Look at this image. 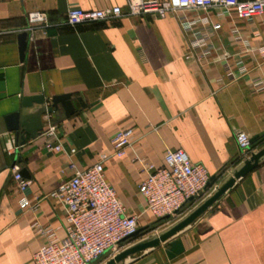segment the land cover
Listing matches in <instances>:
<instances>
[{
  "label": "crops",
  "instance_id": "crops-1",
  "mask_svg": "<svg viewBox=\"0 0 264 264\" xmlns=\"http://www.w3.org/2000/svg\"><path fill=\"white\" fill-rule=\"evenodd\" d=\"M113 6L125 10L126 0H0V264H33V254L46 241L38 229L64 236L62 207L47 195L71 176L70 162L85 169L101 155L110 156L104 163L106 180L142 227L153 219L138 192L144 179L138 160L160 167L167 149L183 150L214 178L211 190L239 163L237 132L255 139L254 151L264 145V90L254 92L251 85L253 79L264 80L259 53L264 13L246 23L232 14L219 18L215 10L186 12L222 26L215 52L198 64L185 58L186 39L171 15L74 27L63 23L70 9ZM33 12L44 14L51 26L28 31L27 16ZM233 29L246 45L233 41ZM223 59L233 66L241 62L248 74L228 81ZM63 95L70 96L74 113L65 118L59 105L57 113L41 115V133L34 139L22 135L25 144L20 145L7 118L39 110L35 104L23 109L25 98L42 96L49 106L51 98ZM48 118L56 126L54 135H44ZM125 129L133 130L131 146L122 158L111 157V141ZM13 139L21 147L12 155L6 147ZM47 144H60L62 151H48ZM15 166L27 173L22 193L12 179ZM22 196L31 209H19ZM179 238L184 252L174 259L162 246L128 264H264V164Z\"/></svg>",
  "mask_w": 264,
  "mask_h": 264
},
{
  "label": "built area",
  "instance_id": "built-area-1",
  "mask_svg": "<svg viewBox=\"0 0 264 264\" xmlns=\"http://www.w3.org/2000/svg\"><path fill=\"white\" fill-rule=\"evenodd\" d=\"M216 11V16L225 18L231 14L239 21L251 23L264 13V0H164L144 1L126 0V9L118 6L100 10L85 11L70 9L63 23L67 26L88 25L111 22L121 17L137 18L153 14L159 19L171 15L176 18L183 33L188 52L186 59H194L201 64L211 56L216 47L214 39L221 30V24L212 22L208 17L190 18L186 12ZM28 31L35 27H50L42 13L33 12L27 16ZM234 42L247 44L237 29L231 31ZM264 58V47L259 49ZM224 73L230 82L248 74L241 62L235 66L223 59ZM254 92L264 90V80L251 81ZM48 116L50 114H47ZM44 135H54L56 126L47 119ZM132 129L120 130L113 137L111 157L122 158L125 150L131 146ZM234 140L238 150L239 162L254 151L253 143L244 132H237ZM21 146L12 140L6 147L8 154H16ZM46 150L61 152L60 144H47ZM75 150L71 149L69 155ZM110 156L101 155L100 160L90 167L79 169L70 162L68 170L71 176L60 183L47 197L57 202L64 213V236L58 238L51 229H38L45 236V243L33 254V264H98L104 257L111 259L125 247L124 243L138 230V218L129 216L119 201L114 189L105 177L104 163ZM144 179L138 192L142 196L146 212L156 220L172 219L187 208L199 203L210 190V178L206 168L191 162L187 154L180 149H167L163 164L156 167L138 160ZM12 179L16 189L22 193L29 182L22 178L17 166L12 168ZM25 197L19 200V209H31Z\"/></svg>",
  "mask_w": 264,
  "mask_h": 264
},
{
  "label": "water",
  "instance_id": "water-1",
  "mask_svg": "<svg viewBox=\"0 0 264 264\" xmlns=\"http://www.w3.org/2000/svg\"><path fill=\"white\" fill-rule=\"evenodd\" d=\"M20 57L23 58L26 49V34L22 33L18 36ZM81 102V100H78ZM38 105L40 108L32 115L20 116L19 113L13 114L7 118L8 129L15 133L17 141L20 145L25 144L22 135L34 139L43 129L41 115L55 114L59 105L62 107L64 117L69 118L74 113V108L70 101L69 95L56 96L51 98L50 105L46 106L42 96L34 98H25L22 103L23 109H30L32 105ZM82 105V103H81ZM255 139H252L253 142ZM20 162V160H19ZM264 164V145L253 151L250 156L242 159L237 165L231 168L228 174L215 185L211 192L197 203L191 210L181 216L177 221L161 230L155 235L143 238L137 242L124 248L118 255L109 259L104 264H128L140 255L147 254L153 250H157L162 246H167L165 254L168 259H174L184 252V247L179 236L187 229L192 227L200 218H202L217 202L234 188L236 183L256 168ZM22 178L27 177L24 169L20 172ZM214 178H210V183ZM168 218L164 219L167 220ZM141 230H137L130 238L136 237ZM129 238V239H130Z\"/></svg>",
  "mask_w": 264,
  "mask_h": 264
},
{
  "label": "rangeland",
  "instance_id": "rangeland-1",
  "mask_svg": "<svg viewBox=\"0 0 264 264\" xmlns=\"http://www.w3.org/2000/svg\"><path fill=\"white\" fill-rule=\"evenodd\" d=\"M253 149H255L253 147ZM212 190V189H211ZM211 190H209L208 193L211 192ZM195 206V205H194ZM194 206L185 209L180 216H176L172 219H167V220H156L154 217H152L153 221L148 223L145 226H139L138 224V230H141L139 232V234L134 237V238H130L127 241H125V243L123 244L124 247L126 248L127 246L137 242L138 240H141L143 238L146 237H150L151 235H155L158 232H160L161 230L167 228L169 225H171L172 223H174L175 221H177L181 216H183L185 213H187L189 210H191ZM109 259H106V257H104L102 260H100V262L98 264H104L108 261Z\"/></svg>",
  "mask_w": 264,
  "mask_h": 264
}]
</instances>
